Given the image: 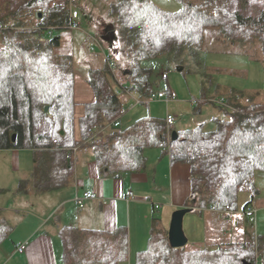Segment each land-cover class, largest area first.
Masks as SVG:
<instances>
[{
	"label": "trees",
	"instance_id": "obj_1",
	"mask_svg": "<svg viewBox=\"0 0 264 264\" xmlns=\"http://www.w3.org/2000/svg\"><path fill=\"white\" fill-rule=\"evenodd\" d=\"M179 2L181 9L176 12L163 10L151 0L112 3L116 24L111 29L117 28L127 64L122 67L112 59L117 70L105 62L90 71L88 83L96 99L86 106L80 121L82 142L95 151L100 170L112 176L144 170L149 149L170 153L173 163L190 166L194 208L199 211L235 213L241 193L251 190V200L243 207L244 218L250 220L246 211L257 193L255 178L264 171V91L237 105L214 101L226 110L225 118H215L213 130L202 125L178 132L175 141V128L167 125L166 118L146 116L126 128L113 125L122 109L120 95L130 92L148 104L157 93L154 70L143 66V61L201 47L211 28L231 45L264 46V0ZM72 9L70 0H0V150L37 151L31 179L21 181L23 193L29 185L39 192L52 190L72 177L69 151L79 145L75 141V65L72 56L55 52L61 43L56 33L70 28ZM42 37L46 42H40ZM45 123L48 131L42 130ZM12 232L0 209V246ZM60 237L61 264L129 261L124 229L66 227ZM135 264H264V235L250 226L238 239L216 247L173 248L168 231L155 217L149 246L138 254Z\"/></svg>",
	"mask_w": 264,
	"mask_h": 264
},
{
	"label": "crops",
	"instance_id": "obj_2",
	"mask_svg": "<svg viewBox=\"0 0 264 264\" xmlns=\"http://www.w3.org/2000/svg\"><path fill=\"white\" fill-rule=\"evenodd\" d=\"M102 45V52L97 55L104 56L106 64L108 58L112 60L111 55L115 54L111 48L108 53ZM83 67L86 78L82 77L79 81L75 78V141L79 145L69 151L73 163L69 183L44 192L29 185L27 192H20L21 181L30 180L34 173L37 151L1 150L8 154V160L4 159L5 168L0 172V209L4 219L13 227V232L9 240L0 246V264H61L63 245L60 235L66 227L109 232L126 230L129 261L125 264H135L138 254L149 246L153 219L159 217L162 226L169 231L173 214L185 208H193L184 219L188 244L193 246L216 247L226 240L238 239L250 226L258 235H264V171L257 173L255 178L257 193L250 207L256 209L255 218L246 220L240 206L235 213L195 209L190 166L173 163L170 153L165 154L160 149L146 151L147 165L140 172L112 176L100 170L95 151L88 143L82 142L80 127V121L86 115V106L96 99L88 78L90 71L98 67H93L90 62ZM131 96L120 95L122 107L127 109L126 116L137 104L147 102H139L137 97ZM131 99L136 106H132ZM122 118L120 126L126 128L143 117ZM215 118L218 117L212 120ZM23 155L29 163L24 172L18 170L22 168ZM88 191L95 193L96 197L83 199ZM128 192H133L134 199H127ZM79 198L83 199L82 207L78 204ZM5 199L12 200L14 206L10 202L4 203ZM222 223L228 227L223 229L221 225L218 237L210 234L214 226ZM21 243H28L24 253L17 252Z\"/></svg>",
	"mask_w": 264,
	"mask_h": 264
},
{
	"label": "rangeland",
	"instance_id": "obj_3",
	"mask_svg": "<svg viewBox=\"0 0 264 264\" xmlns=\"http://www.w3.org/2000/svg\"><path fill=\"white\" fill-rule=\"evenodd\" d=\"M151 1L169 12L181 9L179 0ZM70 2L74 9L80 12L78 19L80 27L58 31L56 36L60 38L61 43L55 48V52L59 55L73 57L77 80L79 81L82 77L86 78L87 73L83 66L88 62L98 68L104 64V56L97 55L102 52V49L98 47L93 38L101 41L108 53L111 48L115 54L111 55L112 59H117L122 67H125L127 63L121 53L117 28L116 31L111 29V26L116 24V19L111 15L110 8L116 0H70ZM105 36L110 37L104 39ZM93 46L96 52L91 50ZM142 63L143 66L154 70L156 92L175 93L176 100L166 103L164 100L156 99V93L149 104H137L136 106L131 99L132 106L136 108H132L130 114L125 115L122 120L132 116L166 118L167 113H172V116L176 118L174 128L177 132L184 133L194 130L203 123L207 130H213L215 124L212 118L223 119L226 116V110L213 103L214 101L226 100L237 105V102H244L250 96L252 97V94L264 91V46L261 44L245 47L231 45L222 37L219 30L214 28L206 30L205 41L201 47L186 50L177 56ZM178 68H184V70L179 71ZM163 73H169L167 80L162 79ZM204 100L208 103H204ZM201 109L202 112H200ZM49 129V125L45 123L42 130L48 131ZM3 151L0 150V172L5 168L4 159L8 160L6 156L8 154ZM28 164L27 157L23 155L22 163H20L22 168L18 170L24 172ZM21 180L24 179L21 178ZM251 196V190L241 193L239 197L241 209L249 202ZM3 202L11 204L12 200L5 199ZM223 224L214 226L210 234L218 237L221 234L220 226L222 225L223 229L228 227L227 224ZM226 239L227 237L224 238ZM187 247L189 249L199 248L191 243Z\"/></svg>",
	"mask_w": 264,
	"mask_h": 264
},
{
	"label": "built area",
	"instance_id": "obj_4",
	"mask_svg": "<svg viewBox=\"0 0 264 264\" xmlns=\"http://www.w3.org/2000/svg\"><path fill=\"white\" fill-rule=\"evenodd\" d=\"M78 19H79V12L77 11V10H75V9H72L71 10V24H70V28H78V27H80L79 26V22H78ZM52 30H50L49 31V34L50 35H52ZM96 42H97V45H98V47H100L101 49H103V47H102V44H101V41H99L98 39H95V38H93ZM40 42H42V43H44V42H46V39H45V37H42V38H40ZM91 50L93 51V52H96V49H95V47L93 46L92 48H91ZM107 62H108V65L110 66V69H112L113 71H115V70H117L116 68H117V66H115L114 64H113V61L111 60V58H108V60H107ZM168 76H169V73H163V75H162V79H167L168 78ZM118 94H120V92H118ZM127 94L129 95V96H131L132 95V93H130V92H127ZM132 97V96H131ZM155 97V95L153 96V98ZM152 98V99H153ZM156 99H159V100H164L165 102H170V101H175L176 100V94L175 93H171V94H167V93H163V92H159L157 95H156V97H155ZM151 99V100H152ZM139 102H140V100H139ZM150 102V101H149ZM219 103L220 104H222L223 102L222 101H219ZM126 112H127V109H126V106H123L122 107V109H121V112H120V116H119V118L115 121V123H114V127H120V125H121V122H120V119L122 118V116L123 115H125L126 114ZM166 121H167V125L169 126V127H173L174 125H175V123H176V118L174 117V116H172V115H167V117H166ZM56 143V142H55ZM96 197V195H95V193H93V192H91V191H88V192H86L85 194H84V197H83V199H93V198H95ZM82 198L80 199H77V201H78V204L82 207V205H83V203H82V200H83ZM127 199H134V194H133V192H128L127 193ZM157 208H159L158 206H157ZM246 215H247V217L248 218H251V219H253V218H255V215H256V209L255 208H249L247 211H246ZM27 247H28V243H21V244H19L18 246H17V252H19V253H24L26 250H27Z\"/></svg>",
	"mask_w": 264,
	"mask_h": 264
},
{
	"label": "water",
	"instance_id": "obj_5",
	"mask_svg": "<svg viewBox=\"0 0 264 264\" xmlns=\"http://www.w3.org/2000/svg\"><path fill=\"white\" fill-rule=\"evenodd\" d=\"M109 37L110 36H105L104 39H108ZM178 70L183 71L184 68H178ZM46 110H48V108ZM172 137L174 141L177 140L179 138L178 132L173 131ZM13 140H15V135L13 136ZM192 211L193 208H185L178 210L173 214L168 231V239L173 248H183L188 245V238L184 231V219L186 215Z\"/></svg>",
	"mask_w": 264,
	"mask_h": 264
}]
</instances>
